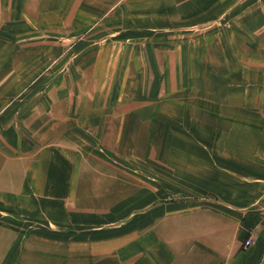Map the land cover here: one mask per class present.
I'll use <instances>...</instances> for the list:
<instances>
[{"label": "crops", "instance_id": "1", "mask_svg": "<svg viewBox=\"0 0 264 264\" xmlns=\"http://www.w3.org/2000/svg\"><path fill=\"white\" fill-rule=\"evenodd\" d=\"M0 264H264V0H0Z\"/></svg>", "mask_w": 264, "mask_h": 264}, {"label": "rangeland", "instance_id": "2", "mask_svg": "<svg viewBox=\"0 0 264 264\" xmlns=\"http://www.w3.org/2000/svg\"><path fill=\"white\" fill-rule=\"evenodd\" d=\"M68 7H70V5L67 6V5H60V4H52V5L47 6V8L51 9V11L49 13H47L48 14L47 21H46L47 23H45V25H47V28H52V31H51L52 36L37 37V40H36L37 44L43 45L45 43H47V44L49 43L53 46H55V45L61 46V45L73 44V43H76L78 41L77 40L78 38L66 35V31H68L69 28L72 27L70 25H74L73 21L68 20V14H66ZM37 8L40 9L41 11H43L46 7L44 4H42V5H38ZM104 10H106V6L102 5V10H101L102 13ZM40 24H42V22H40L38 20V27ZM140 24H141V22L132 23V22H126V21L124 22L122 20H117V21L110 20L109 16H105L102 14L100 24L97 25V27H96V28L101 30V37L100 38L94 37L90 33L91 34L90 36H84L82 38H79V40H81L79 43L86 44V45H92V44H95L96 42H98V40L100 39L101 40L100 42L103 45V44L109 43V41L115 39V37L112 38V37H109L107 35L104 36L102 34L103 32H106L110 29H123L124 27H126V28H129V27L132 28V27H136V26L139 27ZM45 25L43 24L42 28H44ZM86 28L92 29V26L86 27ZM136 38L137 37H132V39H136ZM5 39L9 40V38H5ZM54 50H55L54 56H57L59 53L56 51V48H54ZM5 90H6V92L13 93L14 95L19 92V88L15 87L13 85L5 86Z\"/></svg>", "mask_w": 264, "mask_h": 264}, {"label": "built area", "instance_id": "3", "mask_svg": "<svg viewBox=\"0 0 264 264\" xmlns=\"http://www.w3.org/2000/svg\"><path fill=\"white\" fill-rule=\"evenodd\" d=\"M250 242H247V245H249Z\"/></svg>", "mask_w": 264, "mask_h": 264}]
</instances>
